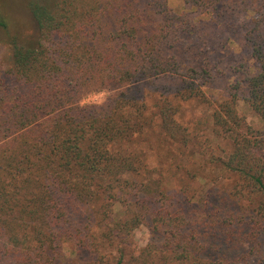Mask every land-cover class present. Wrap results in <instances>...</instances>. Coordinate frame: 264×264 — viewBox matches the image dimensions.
Instances as JSON below:
<instances>
[{"label":"trees","instance_id":"trees-1","mask_svg":"<svg viewBox=\"0 0 264 264\" xmlns=\"http://www.w3.org/2000/svg\"><path fill=\"white\" fill-rule=\"evenodd\" d=\"M181 2L213 21L250 11L243 44L253 70L210 113L212 134L230 142L215 161L235 176L245 206L221 198L220 216L200 206L199 217L183 191L169 200L127 147L149 129L182 148L196 138L177 114L203 97L212 68L188 41L198 36L186 14L167 0H34L37 38L11 37L10 65L0 68V264H61L64 245L87 255L110 247L114 264H209L212 255L231 264L241 252L228 245L243 242L264 264L263 0ZM108 90L100 104H80ZM238 93L259 130L235 112ZM141 223L164 241L160 249L127 252Z\"/></svg>","mask_w":264,"mask_h":264},{"label":"rangeland","instance_id":"rangeland-1","mask_svg":"<svg viewBox=\"0 0 264 264\" xmlns=\"http://www.w3.org/2000/svg\"><path fill=\"white\" fill-rule=\"evenodd\" d=\"M31 1L34 0H0V22L5 26L4 29L0 27V68L2 69L10 65L11 37H16L21 44L32 43L37 38L28 11V4ZM167 5L174 12L186 14L195 24L198 38L191 37L188 41L197 52H200L198 60L207 62L209 68H212L206 80V86L202 88L203 97L182 103L177 114L180 125L187 131H191L196 138H193L194 142L187 148H182L163 142L156 129H149L127 147L141 155L144 164L152 172V180L160 184V188H164L169 200H172L171 196L174 194L178 195V192L183 191L186 195L184 198L197 203L195 204L197 209L193 210L199 217L204 213L200 206L208 208L207 214L218 217L223 212L221 204L217 202L221 198L228 200V207L236 206L234 201L238 206H245L243 199L235 197V191L239 188L235 176L223 172L215 161V158H223L228 153L230 142L212 134L210 113L212 107L228 98L229 87L253 70L254 62L243 44V34L249 28L250 11L242 13L245 8H237L240 14L213 21V18L198 15L191 8H187L181 0H167ZM262 5L264 6V0ZM112 92L108 90L89 94L80 100V104H100ZM234 105L235 112L244 119L245 125L259 130L258 120L239 93ZM262 147L264 156V144ZM199 151L201 155H196ZM205 194L212 196L216 204L209 203V196L205 197L207 201L204 198ZM239 199L241 200L238 201ZM234 209L238 210L237 207ZM238 217L236 216L237 219ZM220 225L218 224L217 227ZM204 226V223L200 222L194 230L203 234ZM223 226L226 229L229 228L225 224ZM162 242L164 241L155 232L141 223L129 234L124 246L127 252L141 251L146 248L158 250ZM243 243L235 246L228 245L241 252L237 258L232 259L231 264L255 263L257 256L249 251L250 247L242 245ZM216 244L219 245V241ZM98 250V253L93 255L83 252L77 254L74 247L64 245L58 258L61 264H114L115 253L112 248L98 247ZM208 259L209 264H217L213 255L212 259L210 256Z\"/></svg>","mask_w":264,"mask_h":264}]
</instances>
